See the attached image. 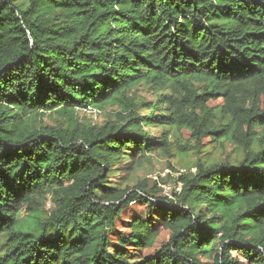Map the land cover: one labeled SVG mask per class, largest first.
Listing matches in <instances>:
<instances>
[{"label":"trees","instance_id":"trees-1","mask_svg":"<svg viewBox=\"0 0 264 264\" xmlns=\"http://www.w3.org/2000/svg\"><path fill=\"white\" fill-rule=\"evenodd\" d=\"M258 131L264 0H0V264H264ZM225 141L241 161L197 162L172 200L107 187L125 158Z\"/></svg>","mask_w":264,"mask_h":264},{"label":"rangeland","instance_id":"rangeland-1","mask_svg":"<svg viewBox=\"0 0 264 264\" xmlns=\"http://www.w3.org/2000/svg\"><path fill=\"white\" fill-rule=\"evenodd\" d=\"M134 94L142 103H147L150 106L156 104V96L152 93L151 89L146 86L141 85L137 87ZM115 111L116 110L113 107H106L104 111L90 109L87 110V112L79 113V118L86 123L101 125L105 120L114 119ZM147 113V109H141L139 111L140 115ZM51 118L52 117L45 118L44 122L49 125L52 124L53 120ZM216 125L219 127H228L227 129L230 130L233 129L229 118L219 113L216 115ZM144 130L157 138L163 133V130L153 127H145ZM243 132H246V129H243ZM259 139L264 142L262 132H259ZM172 155L173 156L170 160L162 159L157 155H146L145 158L139 162H136L137 158H132V160L125 158L109 175L107 187L116 189L132 188L144 181H148L149 187H151L155 182L156 188L158 189L156 195L162 199L172 200L173 193L178 191L176 179L180 175L195 173L194 168L197 162L221 164L227 160L236 164L243 158L239 146L229 141L210 145L206 149H201L198 153L192 151L182 154L174 149L172 150ZM45 210H51V204L49 202L46 203ZM25 216V213H22L20 215V220H24ZM4 242L5 239L0 238V256L3 252ZM202 261L206 260L202 259Z\"/></svg>","mask_w":264,"mask_h":264}]
</instances>
